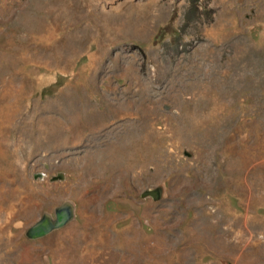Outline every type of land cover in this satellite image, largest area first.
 Listing matches in <instances>:
<instances>
[{
	"label": "rangeland",
	"instance_id": "obj_1",
	"mask_svg": "<svg viewBox=\"0 0 264 264\" xmlns=\"http://www.w3.org/2000/svg\"><path fill=\"white\" fill-rule=\"evenodd\" d=\"M0 264H264V0H0Z\"/></svg>",
	"mask_w": 264,
	"mask_h": 264
},
{
	"label": "water",
	"instance_id": "obj_2",
	"mask_svg": "<svg viewBox=\"0 0 264 264\" xmlns=\"http://www.w3.org/2000/svg\"><path fill=\"white\" fill-rule=\"evenodd\" d=\"M141 197L150 196L152 199H157L161 195V187L159 185L150 186L142 189L139 193ZM73 216L72 205L68 201H62L53 208V214L43 212L38 219L30 224L24 234L27 237H37L49 230L59 227Z\"/></svg>",
	"mask_w": 264,
	"mask_h": 264
},
{
	"label": "bare ground",
	"instance_id": "obj_3",
	"mask_svg": "<svg viewBox=\"0 0 264 264\" xmlns=\"http://www.w3.org/2000/svg\"><path fill=\"white\" fill-rule=\"evenodd\" d=\"M5 160H6V162H7L6 164H9V156H5ZM5 160H4V161H5Z\"/></svg>",
	"mask_w": 264,
	"mask_h": 264
}]
</instances>
